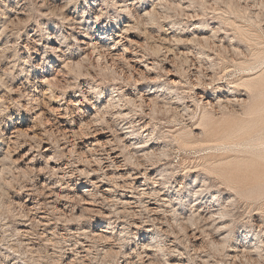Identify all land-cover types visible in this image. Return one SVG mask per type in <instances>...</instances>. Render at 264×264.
I'll return each mask as SVG.
<instances>
[{"label":"rangeland","instance_id":"1","mask_svg":"<svg viewBox=\"0 0 264 264\" xmlns=\"http://www.w3.org/2000/svg\"><path fill=\"white\" fill-rule=\"evenodd\" d=\"M128 39L132 53L144 45L145 60L157 59V82L126 79L138 59L124 53ZM96 42L123 57L98 60ZM159 45L161 54L146 50ZM111 94L124 101L100 114ZM134 143H159L165 160L142 169L139 153L117 169L109 149L126 156ZM87 186L97 206L83 204ZM50 190L65 196L63 214ZM34 201L49 230L31 251L17 228ZM209 207L212 221L196 220ZM94 232L114 236L121 253ZM148 241L156 264H264V0H0V264H140Z\"/></svg>","mask_w":264,"mask_h":264},{"label":"bare ground","instance_id":"2","mask_svg":"<svg viewBox=\"0 0 264 264\" xmlns=\"http://www.w3.org/2000/svg\"><path fill=\"white\" fill-rule=\"evenodd\" d=\"M124 2V1H123ZM129 10V9H128ZM152 11H153V9H152ZM130 12V11H129ZM136 13V15H135V17H136V19H133V20H136V21H140L144 16H139V15H137V12H135ZM155 13V12H154ZM132 14V13H131ZM156 14V13H155ZM147 15L149 16V17H151L153 14H151V13H147ZM130 16V15H129ZM154 17V16H153ZM150 19V18H149ZM151 20H153V19H151ZM129 22V25L127 24L125 27L126 28H123V29H125L127 32L130 30V21H128ZM135 22V21H134ZM153 23V22H152ZM139 24V23H138ZM144 24V23H143ZM132 27V26H131ZM135 27V26H134ZM125 31V32H126ZM120 33V32H119ZM119 35V34H118ZM128 36V35H127ZM176 36V35H175ZM118 37H120V36H118ZM126 38V37H125ZM175 38V37H174ZM182 38V37H181ZM180 37H177L176 36V39H175V41L177 42V43H181V41H183V38L181 39ZM197 40H193V43H195ZM98 42H99V40H98ZM98 42H96L95 44H94V48H95V50H97L98 51V60H102L101 58H103V60L106 58V59H108V61L109 62H111V63H113V66L115 65V62L116 61H118L119 60V58L122 56V54H120V47H115V46H118L120 43H122V42H120V41H118L116 44H118V45H113L111 48H109V49H107V51L105 50V49H103V48H105V47H107L106 45H104V44H99ZM102 42V41H101ZM134 42V41H133ZM130 39H128V44H126V45H128L130 48H122L123 50H124V53H132V51H131V45H132V43H133ZM223 42V41H222ZM137 43V42H136ZM136 43H134V44H136ZM145 43V42H144ZM143 43V44H144ZM140 45H141V43H139ZM149 44V43H148ZM137 45V44H136ZM183 46L184 45H186V44H182ZM188 45H190V44H187L186 46H188ZM199 45V44H198ZM229 45V48H227V49H230L231 51H236V48L232 45V44H228ZM123 46V45H122ZM125 46V45H124ZM123 46V47H124ZM144 45H141V49L143 50H145V48H142ZM138 48V47H137ZM161 46L159 45V46H150L149 48H147L146 50H151L154 54H161ZM203 48V47H202ZM226 48V47H225ZM103 50H105V51H103ZM134 50V49H133ZM138 51H134L135 52V54H136V58H138L137 60H135V61H132L131 60V62L133 63V70H134V72H133V74L132 75H128V76H126V79L127 80H129V81H134L135 83H140V82H143V81H146V82H157L158 81V78L157 77H160V75L158 74V72L156 71L157 69H159L158 67H159V65L160 64H158V61H157V59H154V58H149L148 60H149V62L148 61H146L145 60V56H147V54H146V51L144 52V51H142V50H139V49H137ZM170 50V49H169ZM133 52V53H134ZM132 53V54H133ZM204 54V53H203ZM150 56V55H149ZM149 56H147V57H149ZM152 56V55H151ZM123 57V56H122ZM108 61H105V62H107L108 63ZM130 61V60H129ZM106 63V64H107ZM148 63H150V64H148ZM155 63H157V64H155ZM105 64V65H106ZM112 65V64H111ZM106 66H108V65H106ZM251 69V68H250ZM105 70H106V68H105ZM130 72V71H129ZM123 73V72H122ZM131 73V72H130ZM126 74H127V72H126ZM154 75L155 74V78H152L151 77V75ZM170 75H174V74H170ZM174 77H177V75H174ZM172 84L173 85H179V82H177V80L176 79H174L173 81H172ZM115 90V89H114ZM167 91H169V94H172L173 93V91L172 90H170V89H167ZM112 95V94H111ZM119 98V101L121 102V101H124L123 100V97H121L120 96V94H116V95H112L111 97H110V101L108 102V105L106 106V112L104 111V112H100V114H102V113H109V109L110 108H113L112 110H115V108L114 107H117V106H115V104H116V101H114V99L115 98ZM223 98V97H222ZM225 99H227V101L228 102H230L231 100L229 99V98H225ZM35 100V99H34ZM220 100H222V99H220ZM219 100V101H220ZM145 101L147 102V99H145L143 96L142 97H140L139 98V102H140V104H139V106H138V108H143V105H144V103H145ZM149 101V100H148ZM227 101H223V103L224 102H226L227 103ZM136 102L137 101H135V100H132V99H129L128 100V103H133L134 105H136ZM222 102H220V104H219V106H224V105H222L221 104ZM232 103V102H231ZM77 104V103H76ZM127 105V104H126ZM148 105H151V106H155L156 107V100L154 101V100H150L149 101V103H148ZM207 105H210V106H213V104L212 103H210V102H207ZM226 105V104H225ZM224 108V107H223ZM119 109H120V107H119ZM108 110V111H107ZM111 112V111H110ZM120 113V112H119ZM105 115V114H104ZM82 122V121H81ZM133 122V121H132ZM88 123V122H87ZM90 123V122H89ZM20 124V123H19ZM87 125V124H86ZM82 127H83V125H82ZM129 130H130V128H132L131 126H129V127H127ZM143 128H145V126L143 127ZM82 129V128H81ZM103 130V129H102ZM146 131H148V130H145L144 132H146ZM15 132V131H14ZM98 133V132H97ZM15 134V133H14ZM126 134V133H125ZM137 136V138L138 139H140V137H138V135H136ZM154 136V135H153ZM148 137L150 138L151 137V135H150V133L148 134ZM137 138H133V139H137ZM152 139V138H151ZM124 141H126V138H119V143L121 144V142H124ZM147 141H149V140H147ZM151 142V141H150ZM149 142H146L145 144H148ZM123 144V143H122ZM136 144H138V143H134V144H129V145H126V144H124L123 146H124V148L126 149V151H128L127 152V154H126V156H125V153L124 152H120V153H118V155H116L117 154V151H120V149L119 150H117V149H115V147H114V149H112V148H110L109 150L110 151H108L110 154H108V157L111 159V160H113V164H114V166H116V168L117 169H123V167L124 166H127L126 164L123 166V165H117V163H119L120 162V159L121 158H124V160H125V163H127V162H129V161H133V159L136 157V155H138L139 153H141V154H139V156H137L136 157V160L135 161H138V159H139V161H138V163H137V165H138V167L140 168H142V167H146V164L144 165V163H147V162H149L150 160L152 161V159H154L155 160V162L153 163V165H159V164H161L165 159L163 158V157H166V153L165 152H161V153H158V150H159V146H158V144H155V143H152V144H150V146L149 147H147V146H141V147H137V148H133V147H135L134 145H136ZM74 145V144H73ZM75 146V145H74ZM261 146V145H260ZM119 148V147H118ZM132 149V150H131ZM72 150V149H71ZM74 150V149H73ZM131 151V152H130ZM166 151V150H165ZM71 152V151H70ZM74 152V151H73ZM72 152V153H73ZM116 155V156H114L113 158H111V155ZM51 159V158H50ZM123 160V159H122ZM141 161H143V162H141ZM102 160H100V159H98V164L100 163L101 165H100V169H103V166H102ZM122 163V162H121ZM169 163H164V164H162V166H161V168L162 167H164V166H167ZM61 165H59V167H60ZM130 167H132V166H130ZM161 168H159V169H161ZM56 169V166L54 167V170ZM131 169V168H130ZM130 169L128 170V171H130ZM143 169V168H142ZM159 169H156V171H158ZM164 170L161 172V174H157L156 175V177H158V176H161V175H163V172H168L167 171V168H163ZM58 170H61V167L58 169ZM134 170V169H133ZM95 171V170H94ZM59 172H62V171H59ZM131 173H132V171H130ZM146 172V171H145ZM132 176H135V178H134V180H138V179H141V177H140V171L139 172H136L135 174L134 173H132ZM48 186L49 185H46V184H43L42 185V189H41V195H46V193L44 194V192H42V191H44V190H46V189H48ZM91 187V186H90ZM87 188H89V186H87L86 187V189L83 191V196H82V201H83V204L84 205H88V206H97V203H100L99 202V199L94 195V194H92V190H90V189H87ZM48 191V190H47ZM51 191V190H50ZM106 192V191H105ZM155 192L157 193V191L155 190ZM53 192L51 191L48 195H47V198H53L54 196H56V197H54L55 199L52 201V202H49V204L52 206V209H53V211H58V212H61L62 214H63V211H62V209H60V208H62V207H60V206H65L66 207V205L65 204H62L61 205V202L59 201L60 199L62 200L65 196L63 195H60V194H57V195H54L53 196V194H52ZM158 193H160V191H158ZM28 197H31V194H28L27 195ZM60 197V198H59ZM66 199H72V197H66ZM27 200H29V201H32L33 199H32V197H31V199H27ZM213 201L211 202V204H213L214 206H213V208L214 207H216L215 206V202L216 201H218V199H212ZM130 203V202H129ZM128 203V204H129ZM131 204V203H130ZM136 204V203H135ZM194 206H199V204L197 203V204H195ZM225 207V206H224ZM213 208L212 207H209V208H207V209H204V210H199V212L197 213V219L196 220H199V221H206L207 223H209V222H211L212 221V219L214 218V215L215 214H217V212H215V210H213ZM28 209V216H27V220L26 221H24L26 224H20L19 226H18V228H17V231H18V234L22 237V239H23V241L26 243V246L27 247H30V249H31V251H33V250H36L38 247V245H39V242L38 241H44V240H46L47 241V239H48V236L46 235V233H48V230H49V228H48V226H49V222H45L44 220H47L48 218H47V216H43V217H41V218H39L38 217V213H39V211H40V209H46L45 208V206L43 205V203H41V202H39V201H34L33 202V205H32V207H30V208H27ZM197 209H199V207L197 208ZM222 210V209H221ZM47 211V210H46ZM198 211V210H197ZM223 211V210H222ZM146 212L148 213V214H150V215H153V217H154V215L156 216V215H158V210H155L153 207H151V205H148V206H146ZM45 214H47V212H44ZM102 213V212H101ZM135 214H136V212H135ZM219 214V213H218ZM64 215H65V213H64ZM220 215H222L221 217H219V219L220 220H222V218H224L223 217V213L221 214L220 213ZM105 217L107 218V222L109 223V226H111V225H113L114 223H112V217L111 216H109L108 214L107 215H105ZM134 218H137V217H134ZM152 218V216L151 217H148V219H151ZM152 221H159V219H158V217H156V218H153V220ZM192 221H193V219H192ZM262 221V220H261ZM23 222V223H24ZM196 222V221H195ZM27 223H29L28 225H27ZM116 223V222H115ZM261 225V224H260ZM37 226H39V227H42L43 228V231L42 232H40V230H39V228L37 227ZM109 226H108V228H109ZM37 227V228H36ZM199 227V226H198ZM259 227V226H258ZM41 228V229H42ZM110 229V228H109ZM193 229V228H192ZM195 229V228H194ZM113 230H115V229H113ZM162 230V229H161ZM160 230V231H161ZM100 231V230H99ZM102 231V230H101ZM164 231V230H163ZM162 231V232H163ZM166 231V230H165ZM197 231H198V229H197ZM109 232V231H108ZM107 233V232H106ZM106 233H104V232H101V233H99V232H94L93 233V237H92V239L94 240H99V241H103L104 242V245L106 246V245H109V246H111L112 248H110V250H109V252L111 253V254H116V255H118V254H120L121 253V251H114V247L111 245V241L114 239V236H111V235H106ZM196 233V232H195ZM163 234H164V232H163ZM167 235V234H166ZM193 235V237L195 236V234H192ZM52 238V237H51ZM228 238V237H227ZM194 239V238H193ZM196 239V238H195ZM53 240V239H52ZM161 240V239H160ZM45 241V242H46ZM163 242V241H162ZM215 244V243H214ZM258 244H261V243H256V249H258V250H260V249H262V247L261 246H258ZM165 245V244H164ZM174 245V244H173ZM222 245V244H221ZM104 246V247H105ZM152 244L150 243V241H148L147 243H142V245H141V247H142V252H143V257H144V262L143 261H141L142 260V258H140V253L139 254H137L136 256L138 257V259H141L140 260V264H145L146 262L148 263V264H156L157 263V255H154L153 254V251H152ZM161 245L159 244L158 245V247H160ZM166 247H167V245H165ZM219 246H220V244H219ZM37 247V248H36ZM135 247L137 248L138 247V245H135ZM36 248V249H35ZM144 248H145V251H144ZM241 248V247H240ZM39 249V248H38ZM123 249V248H122ZM171 248L169 247V248H166L164 251H166V252H169V255H170V250ZM238 249H239V247H238ZM237 249V250H238ZM103 250H105V248L103 249ZM86 252V251H85ZM129 252V251H128ZM157 252V251H156ZM108 253V252H107ZM247 253V249H244L242 252H241V255H243V256H248V255H245ZM250 252H248L247 254H249ZM262 253V252H261ZM172 254V253H171ZM124 255L127 257L128 256V254H125L124 253ZM131 255V254H130ZM168 255V254H167ZM172 256V255H171ZM249 256H251V255H249ZM240 256L239 255H234V258H235V260L237 259V258H239ZM161 258V257H160ZM132 259H134V257L132 258ZM240 259V258H239ZM128 260H129V258H128ZM135 260V259H134ZM157 260V261H156ZM129 261H131V260H129ZM133 261V260H132ZM126 262V264H136L135 262L136 261H133V262ZM161 261V260H160ZM234 262H236V261H234ZM160 263V262H159ZM71 264V263H70ZM73 264V263H72Z\"/></svg>","mask_w":264,"mask_h":264}]
</instances>
